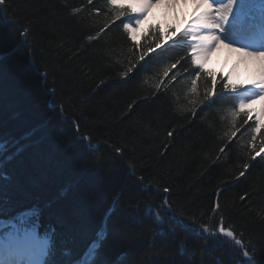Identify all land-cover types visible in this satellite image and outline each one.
Wrapping results in <instances>:
<instances>
[{
  "label": "trees",
  "instance_id": "16d2710c",
  "mask_svg": "<svg viewBox=\"0 0 264 264\" xmlns=\"http://www.w3.org/2000/svg\"><path fill=\"white\" fill-rule=\"evenodd\" d=\"M134 20L108 0L0 6V142L12 155L0 219L36 210L62 264L97 233L96 264H245L243 251L264 264V121L256 131L242 113L233 127L224 76L193 64L179 37L155 48L157 27L131 39ZM221 221L241 245L205 239Z\"/></svg>",
  "mask_w": 264,
  "mask_h": 264
},
{
  "label": "snow or ice",
  "instance_id": "6c2138e0",
  "mask_svg": "<svg viewBox=\"0 0 264 264\" xmlns=\"http://www.w3.org/2000/svg\"><path fill=\"white\" fill-rule=\"evenodd\" d=\"M157 4L166 3L169 6H175L180 3V0H155ZM196 5V12L194 19L190 21V26L187 31L184 32L185 36L191 35L197 43L192 47V63L198 65L201 70L204 69V61L208 59L213 50L220 48H228L229 51L235 52L239 56L237 65L250 63L253 69V74L256 76L252 83V89L258 91L249 90L250 99L258 98L264 101V0H194ZM6 0H0V6L5 5ZM91 4L92 0H88ZM108 4L114 10H116L117 16H122L125 11L137 12L135 18V25H139L142 22V18L148 13V11L154 6L153 0H131L130 3L125 5L123 0H108ZM215 5V6H214ZM79 11V10H77ZM247 23L249 26L258 30L261 40V47L248 50L246 47H234L229 36H222L218 33L230 32L231 28L237 24ZM124 29L130 34L131 39H135V32L131 23H124ZM159 31V29H157ZM203 33V34H202ZM174 34V33H173ZM228 40V43H225ZM160 41L157 37V43L155 48H159ZM155 48H149L148 51H155ZM146 53H142L140 59L143 60ZM176 64L173 63L166 67L163 71L164 76H168L169 71L175 68ZM132 68L127 69L122 73L123 76H127L128 72H131ZM212 76V73H208ZM200 77L197 76L198 80ZM242 85L234 83L231 79V74L226 82L223 83V88L226 91H231L237 95L238 109L239 111H232V122L235 127L236 119L243 113L245 116L249 114L244 112L247 102L243 98H239L238 89ZM216 88V80L212 79V90ZM193 92H196L195 81H193ZM258 125L256 131H259L261 121L259 117L256 118ZM235 131H232L230 135L235 136ZM172 135L171 132L168 133ZM255 141V137L252 138ZM253 151H255V143L252 145ZM8 145L5 142H0V196L3 194V188L5 182L10 179L9 175L4 171L5 159L11 160L12 155L5 156L8 152ZM224 151L223 148L220 149ZM261 151H264V146L261 147ZM260 154L259 151L255 152V156ZM252 156V159H255ZM248 165L245 164L244 168L247 169ZM241 176L244 175L242 171ZM168 191L167 188L164 189ZM243 199V197H242ZM216 209H219V203L216 204ZM0 208H2V199H0ZM215 210V209H214ZM34 218L38 219L36 210L29 209L15 217L10 218L9 221L0 219V228L5 231L0 235V264H62L61 261L55 258L56 240L54 230L52 233H46L44 238L37 240L36 226ZM160 219L159 216L156 217ZM204 232L208 229L204 228ZM223 236L226 239H231L235 246L241 245V240L235 238L234 229H230L224 226L223 221L217 227V230L213 233H209V236L205 239H215L218 236ZM105 239L104 233H97L96 238L92 240L84 253L79 259L75 261H67L64 264H96L98 251ZM64 256H70L71 253L65 249L63 251ZM121 255H126L122 253ZM243 256L248 259L245 264H252L248 251H243ZM113 264H123L120 257H117Z\"/></svg>",
  "mask_w": 264,
  "mask_h": 264
},
{
  "label": "rangeland",
  "instance_id": "374dc122",
  "mask_svg": "<svg viewBox=\"0 0 264 264\" xmlns=\"http://www.w3.org/2000/svg\"><path fill=\"white\" fill-rule=\"evenodd\" d=\"M124 3L128 4L131 2V0H123ZM226 2V0H225ZM153 4H157L155 0H153ZM152 7L148 13L142 18V22L139 25L133 26L135 28V32L131 35H134L135 39L138 40L140 37V34L143 33L148 26H157L162 34L163 41L166 42L167 40H170L176 36L186 37L189 39L190 42L193 43V45L196 44V40L192 38L191 35L185 36L184 32L189 29L190 21H192V18L190 17L191 14L187 15L188 11L185 12L184 10L176 11L175 9L169 10L167 13L164 12V14L160 11L158 7ZM169 6V5H168ZM215 6V5H214ZM157 8V9H156ZM137 15V12H135ZM148 17V18H147ZM194 19V18H193ZM174 33V34H173ZM203 34V33H202ZM222 36H229L230 40H234L236 42L238 41H246L251 38H256L258 33V30L254 27L249 26V24L244 23L242 25L237 24L234 25L230 32H225L223 34L218 33ZM130 36V34H129ZM259 39V43L261 44L260 37H257ZM227 41V40H225ZM217 56V55H216ZM212 61H215L214 59ZM236 61V60H234ZM212 64L209 66L211 69H215L217 71L223 72L228 78L229 74L227 70H225L223 67L215 66V62H211ZM207 66V65H205ZM245 72L240 73V78H238L237 81L232 80L234 83H237L239 85H242L243 92L240 95V98L245 99L247 102L245 109L248 110L249 114L251 116H254L255 118L259 117V119H264V101L256 99H250L249 96V90L255 91L249 86L248 84L251 83V81L248 83L246 80V75H244ZM238 77V75H237ZM5 231V230H4ZM44 236H42L39 240L43 239ZM2 258V257H0Z\"/></svg>",
  "mask_w": 264,
  "mask_h": 264
},
{
  "label": "bare ground",
  "instance_id": "6f19581e",
  "mask_svg": "<svg viewBox=\"0 0 264 264\" xmlns=\"http://www.w3.org/2000/svg\"><path fill=\"white\" fill-rule=\"evenodd\" d=\"M154 7H158L160 11L164 14V12H168L171 9H175L177 12L180 10H184L185 12L188 11L187 15L191 14V18L195 17L198 13L196 12V5L194 0H180V3L176 4L175 6H168L166 3H160V4H155ZM157 9V8H156ZM148 18V17H147ZM197 43V41H196ZM227 43V42H226ZM232 46L234 47H240L241 44L237 45V42H232ZM257 47V46H256ZM252 50V49H250ZM217 55V56H216ZM215 61H212V60ZM239 56L235 52L229 51L228 48H220L218 50H213L211 55L208 57L206 61H204V66H210L212 63L211 62H217L215 66H221L225 70H227L229 76L231 74V79L237 81L238 78H240V73L245 72L244 75H246V80L248 83L256 79V76L253 74V69L251 67L250 63H244V64H239L237 65V61L239 60ZM236 60V61H234ZM238 75V77H237ZM252 88V83L248 84ZM255 91H258L256 89H253Z\"/></svg>",
  "mask_w": 264,
  "mask_h": 264
}]
</instances>
